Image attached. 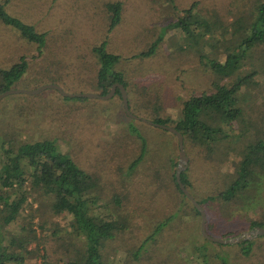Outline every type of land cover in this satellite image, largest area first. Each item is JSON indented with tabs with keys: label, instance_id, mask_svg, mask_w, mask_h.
I'll use <instances>...</instances> for the list:
<instances>
[{
	"label": "rangeland",
	"instance_id": "1",
	"mask_svg": "<svg viewBox=\"0 0 264 264\" xmlns=\"http://www.w3.org/2000/svg\"><path fill=\"white\" fill-rule=\"evenodd\" d=\"M116 1L122 2V19L110 29L109 4ZM256 1L0 0L9 16L44 35L40 45L30 43L0 21V70H8L24 57L27 69L13 84L14 89L35 90L54 84L68 94H99L96 77L100 66L92 47L105 41L108 52L120 57L113 68L123 74L127 83L131 112L147 120L160 114L176 121L181 117L183 101L213 92L212 85L219 80L206 65L212 60L224 62L228 48L236 43L233 32L248 26L254 18ZM195 3L198 6L192 23L211 26L217 16L222 25L212 37H205L204 27L197 31L192 25L189 30L195 35L189 42L175 24ZM244 32L245 29L240 33ZM150 50L152 54L142 56ZM253 70L257 72L253 84L243 86L237 95L243 115L230 127L222 124L227 136L221 137L215 153L209 157L206 150L186 144L189 192L197 200L224 190L225 181L230 182L228 176L234 175L246 147L264 140V43L249 49L238 75ZM130 126L147 144L145 160L135 170L130 166L140 155L141 143ZM1 139L12 141L15 146L56 141L60 151L82 169L96 174L99 185L89 193L97 197L95 215L111 214L123 224L113 238L104 241V262L198 264L189 252L193 244L202 242L201 218L193 222V212L185 201H179L173 180L176 170L172 161L179 162L177 137L128 117L116 93L109 99L65 98L48 89L32 96H7L0 100ZM257 175L258 180L251 185L250 206L240 201L228 206L214 202L205 209L201 207L210 228H216L214 238L226 239L221 236L229 232L241 235L248 231L251 220L264 219V171L259 170ZM25 191L28 207L19 220L6 227L5 241L21 238L22 243H28L29 254H22L23 264L77 261L83 252L84 238L74 235L71 216L53 214V196L33 190L30 181ZM18 196L20 193L14 198ZM208 214L215 215V222ZM163 222L166 226L144 246V241ZM31 230L35 238L28 236ZM225 251L222 256L230 255ZM244 263L264 264V257L262 261L251 258Z\"/></svg>",
	"mask_w": 264,
	"mask_h": 264
},
{
	"label": "trees",
	"instance_id": "2",
	"mask_svg": "<svg viewBox=\"0 0 264 264\" xmlns=\"http://www.w3.org/2000/svg\"><path fill=\"white\" fill-rule=\"evenodd\" d=\"M172 1L170 0V2ZM256 2L254 18L248 26L242 27L245 32L240 33L243 29L238 28L233 32L236 43L228 48L224 62L212 60L209 65H206L219 80L213 83V92L193 95L183 101L180 111L181 117L176 121L165 118L160 114H155L154 118L150 119L155 124L171 126L182 133L186 151V144H191L194 147L206 150L210 157L215 153L216 147L222 140L221 137L226 135L222 124H227L230 127V124L243 115V110L238 105L237 95L243 86L253 84V78L257 72L253 70L241 75H238V73L243 67L249 49L264 43V0H257ZM197 6L198 3H195L191 8L185 10V17L178 19L175 24V28L181 30L183 38L188 39L189 42L195 35L189 30L192 25L196 27L197 31L204 27L205 37L209 35L212 37L214 32L219 31L222 25L217 16V22H212L211 26L200 22L197 24L192 23L191 19L194 20V11ZM121 9L122 2L120 1L109 4L110 29L121 22ZM0 21L18 31L21 37L30 43L40 45L44 42V35L35 32L32 26L22 20L9 16L2 5H0ZM92 50L95 52L100 66L96 77L98 93L100 95L107 94L114 83L123 84L127 90V83L123 74L113 68L120 57L108 52L105 41L93 46ZM152 52L150 50L146 54L142 53V56H149ZM26 69L27 64L25 58L22 57L8 70H0V94L9 89H14L13 84L19 80ZM224 80L229 82L222 83ZM115 93L121 98L118 88H116ZM129 98L130 108L131 100ZM129 129L141 143L140 155L130 166L131 170H135L145 160L147 144L146 139L141 136L136 128L130 126ZM177 165L178 163L173 160L172 166L175 170ZM259 170L264 171V140L262 139L246 147L243 159L240 161L234 175L228 176L230 182L225 181L226 188L224 190L219 191L216 195L211 194L202 200L194 198L203 209L214 202L221 203V206H228L243 201L244 205L248 204L250 206L253 195L251 185H254V182L258 180ZM187 171L182 173V182L190 191L191 183ZM173 180L179 193V201H185L190 208L189 210L193 212V222L196 219L200 220V213L182 192L176 179V172H174ZM29 181L33 190L42 191L44 195L53 196V202L50 205L52 213L71 216L73 221L71 229L74 235L84 238L83 252L80 253L79 259L69 264H108L102 258L101 248L104 241L113 238L115 233L123 228V224L111 214L106 216L95 215L93 207L97 203V197L89 196V193L99 185L100 181L96 174L82 169L74 159L60 151L56 141L47 140L15 146L12 141L3 139L0 140V264H23L25 258L22 254L24 253L25 256L29 254L27 250L28 243H22L21 238H11L10 241H5L6 227L19 220L23 210L28 207H26L27 198L24 192H26V185ZM19 193L20 197L14 198V195ZM177 213H179V210ZM181 215L186 216V213L181 211ZM210 215L208 214V218L210 217L213 220L215 215L212 214V217ZM30 220H33V216ZM206 221L207 234L216 237V228L214 225L210 228L208 219ZM165 226L166 223L164 222L159 224L154 230V234L152 233L144 241V246L153 241L152 239ZM257 226L264 228V219L251 220L247 229L250 230ZM210 230H212L211 233ZM239 235L229 232L221 238L228 239ZM28 236L35 238V232L31 230ZM28 236L24 239L29 238ZM200 237L202 242L193 244L189 252L198 264H245L244 262L247 259H261L262 261L264 257V236L262 235L252 240L231 245L210 242L202 234ZM231 250L235 251L234 254ZM224 251L230 253V255L225 254V256H222Z\"/></svg>",
	"mask_w": 264,
	"mask_h": 264
},
{
	"label": "water",
	"instance_id": "3",
	"mask_svg": "<svg viewBox=\"0 0 264 264\" xmlns=\"http://www.w3.org/2000/svg\"><path fill=\"white\" fill-rule=\"evenodd\" d=\"M116 88H118L120 90V94H121V101H122V106L123 109L125 111V113L127 114L128 117H131L133 119H138L139 121L145 122L149 125H153L156 126L160 129L166 130L172 134H174L177 137L178 140V145H179V162H178V166L176 169V179L177 182L182 190V192L185 194V197L191 202V204L197 209V211L200 213V217H201V221H200V231L202 236L207 239L210 242L213 243H218V244H223V245H231L234 243H242V241H246V240H252L255 237L258 236H264V228L257 226L253 229H250L248 231H244L242 232L241 235L237 236V237H232V238H228V239H220V238H214L209 236L206 231H205V224H206V217H205V213L203 211V209L201 208V206L197 203V201L192 197L191 193L189 192V190L184 186L183 182H182V173L187 171L189 168V157L187 155L186 149H185V140H184V136L182 135V133H180L178 130H176L174 127L171 126H167V125H162V124H155L154 122L147 120V119H143L140 118L138 116H136L135 114H133L129 108V104H128V95H127V90L124 87L123 84L121 83H114L111 85L109 91L107 94L105 95H100L97 93H66L61 87H59L58 85H54V84H47V85H43L41 87H39L38 89L35 90H19V89H9L3 93L0 94V100L10 96V95H15V94H25V95H36L39 94L45 90L48 89H53L56 90L57 92H59L63 97L65 98H70V97H92V98H102V99H109L115 92H116Z\"/></svg>",
	"mask_w": 264,
	"mask_h": 264
},
{
	"label": "crops",
	"instance_id": "4",
	"mask_svg": "<svg viewBox=\"0 0 264 264\" xmlns=\"http://www.w3.org/2000/svg\"><path fill=\"white\" fill-rule=\"evenodd\" d=\"M32 53H35V51H34V50H32ZM35 55H36V54H35ZM23 58H24V57H23ZM34 58H35V57H34ZM17 62H18V61H17ZM17 62H16V63H17ZM14 64H15V63H14ZM14 64H13V65H14ZM32 90H33V89H32Z\"/></svg>",
	"mask_w": 264,
	"mask_h": 264
}]
</instances>
